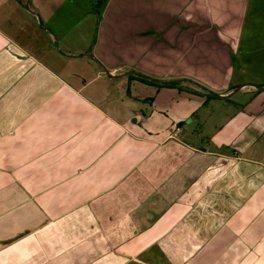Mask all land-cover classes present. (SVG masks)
<instances>
[{"label": "crops", "instance_id": "crops-1", "mask_svg": "<svg viewBox=\"0 0 264 264\" xmlns=\"http://www.w3.org/2000/svg\"><path fill=\"white\" fill-rule=\"evenodd\" d=\"M0 0V264H264V0Z\"/></svg>", "mask_w": 264, "mask_h": 264}, {"label": "trees", "instance_id": "trees-1", "mask_svg": "<svg viewBox=\"0 0 264 264\" xmlns=\"http://www.w3.org/2000/svg\"><path fill=\"white\" fill-rule=\"evenodd\" d=\"M107 0H95L94 7L97 10H102L106 4Z\"/></svg>", "mask_w": 264, "mask_h": 264}]
</instances>
